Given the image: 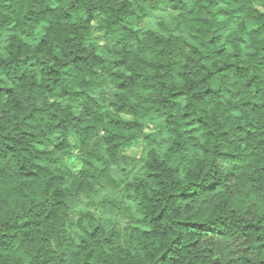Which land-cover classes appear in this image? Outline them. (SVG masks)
<instances>
[{"label":"trees","instance_id":"obj_1","mask_svg":"<svg viewBox=\"0 0 264 264\" xmlns=\"http://www.w3.org/2000/svg\"><path fill=\"white\" fill-rule=\"evenodd\" d=\"M258 6L0 0V264H264Z\"/></svg>","mask_w":264,"mask_h":264},{"label":"rangeland","instance_id":"obj_2","mask_svg":"<svg viewBox=\"0 0 264 264\" xmlns=\"http://www.w3.org/2000/svg\"><path fill=\"white\" fill-rule=\"evenodd\" d=\"M258 8L261 9V10H264V7H262V6H258ZM139 152H140V151H139L138 148H131V149L128 151V153L131 154V155H138ZM77 164H78V163H76L75 168H77Z\"/></svg>","mask_w":264,"mask_h":264}]
</instances>
